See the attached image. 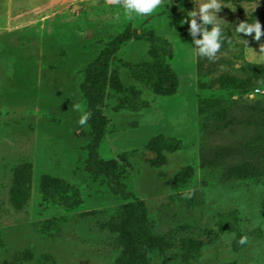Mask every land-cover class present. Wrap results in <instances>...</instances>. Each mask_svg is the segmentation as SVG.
I'll use <instances>...</instances> for the list:
<instances>
[{"label":"rangeland","instance_id":"rangeland-1","mask_svg":"<svg viewBox=\"0 0 264 264\" xmlns=\"http://www.w3.org/2000/svg\"><path fill=\"white\" fill-rule=\"evenodd\" d=\"M178 3L0 0V264H264V0L215 61Z\"/></svg>","mask_w":264,"mask_h":264},{"label":"clouds","instance_id":"clouds-1","mask_svg":"<svg viewBox=\"0 0 264 264\" xmlns=\"http://www.w3.org/2000/svg\"><path fill=\"white\" fill-rule=\"evenodd\" d=\"M192 2L196 7L189 11L187 17L180 22L181 24L187 23L189 25L188 31L193 37L192 45L182 43L178 39V48L181 51L187 52L193 58L206 57L209 61H215L217 54L226 41V29L221 24V21L224 20L218 17V13L222 7L226 6L223 0H192ZM112 3L122 10L126 20L131 21L136 18L150 17L154 13L160 12L162 8H165L166 4L171 5L173 0H112ZM258 3L259 0H256V6ZM178 7H180L181 11L184 10L183 0H179ZM197 18H199V22ZM235 28L239 38L246 45L247 41L241 38V33L247 36H252L254 33L252 38L256 41H259L264 36L262 25L256 19L240 22ZM172 30L175 31L174 28ZM197 34H199V38H197ZM228 42L231 43V41ZM261 52L264 53V48L262 47ZM256 91H259V89ZM74 107L81 113L78 123L81 126L86 125L91 117V113L84 110L78 103ZM246 242L247 237L241 238L240 243Z\"/></svg>","mask_w":264,"mask_h":264},{"label":"trees","instance_id":"trees-1","mask_svg":"<svg viewBox=\"0 0 264 264\" xmlns=\"http://www.w3.org/2000/svg\"><path fill=\"white\" fill-rule=\"evenodd\" d=\"M159 140H160L159 138H158V139H157V138L153 139L152 142L150 143V145H151L152 147H155L156 142L159 141Z\"/></svg>","mask_w":264,"mask_h":264}]
</instances>
